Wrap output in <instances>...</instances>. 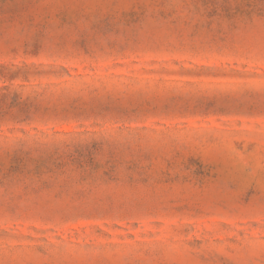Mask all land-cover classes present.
<instances>
[{"label":"rangeland","instance_id":"obj_1","mask_svg":"<svg viewBox=\"0 0 264 264\" xmlns=\"http://www.w3.org/2000/svg\"><path fill=\"white\" fill-rule=\"evenodd\" d=\"M0 264H264V0H0Z\"/></svg>","mask_w":264,"mask_h":264}]
</instances>
